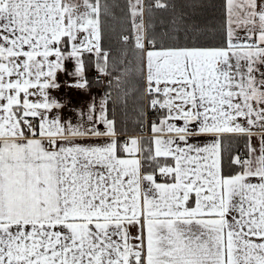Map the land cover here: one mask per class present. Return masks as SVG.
<instances>
[{
  "label": "snow or ice",
  "instance_id": "6c2138e0",
  "mask_svg": "<svg viewBox=\"0 0 264 264\" xmlns=\"http://www.w3.org/2000/svg\"><path fill=\"white\" fill-rule=\"evenodd\" d=\"M115 7L0 0V264H264V0H223L218 27L208 0H127L133 60L114 79L141 118L147 100L148 141L117 138L110 93L86 122L49 118L59 73L86 91L91 57L116 70ZM154 10L167 31H146Z\"/></svg>",
  "mask_w": 264,
  "mask_h": 264
},
{
  "label": "trees",
  "instance_id": "16d2710c",
  "mask_svg": "<svg viewBox=\"0 0 264 264\" xmlns=\"http://www.w3.org/2000/svg\"><path fill=\"white\" fill-rule=\"evenodd\" d=\"M169 3L181 4L184 0H167ZM213 8L209 9L206 13V18L211 22L217 25L221 17V8L220 5L223 3V0H208ZM101 3H108L112 5H118L114 8V17L113 16H101V32H102V48L109 52V64L110 71L111 64L113 61L116 62V70L112 72V75H120V72L124 69V64H121L122 59L125 60V63L129 60H133L132 55V41L127 45L122 43L121 36L130 35L132 33L130 18L127 10V0H101ZM154 17L150 18L146 14V31L148 30L149 24L154 25V30L157 34L165 32L168 30V22L171 19V12L164 10H154ZM163 21V24L161 23ZM127 51V56H124L123 53ZM91 64L94 65V61H91ZM90 64V65H91ZM95 66V65H94ZM90 82V86L93 85L92 75L86 76ZM143 81H137V87L141 88L142 91ZM118 101L115 107L110 103L108 110L109 115H115L116 127L118 130L126 133L127 135L139 134L141 128L144 125V116L141 118L139 112L140 105V93L137 92L134 97H128L127 102L125 103L124 98H122V88H118ZM144 103V101H143ZM244 141L241 139L239 141V151L244 153L243 147Z\"/></svg>",
  "mask_w": 264,
  "mask_h": 264
},
{
  "label": "crops",
  "instance_id": "0c3cea01",
  "mask_svg": "<svg viewBox=\"0 0 264 264\" xmlns=\"http://www.w3.org/2000/svg\"><path fill=\"white\" fill-rule=\"evenodd\" d=\"M146 2H148V0H146ZM144 22H145V29H146V14L144 17ZM132 34V33H131ZM130 34V35H131ZM87 55V54H86ZM94 61V65H95V57H91V61ZM93 64L89 65L88 70L86 71V76L88 75H93L94 71L96 72V68ZM74 67V65L72 63L68 64V68L69 70H71ZM61 86L59 89H50L49 90V95H53V99H55L57 102L63 104L64 106L60 109H53L51 113H49V118H53L57 113L59 114V117L61 119L62 122L67 120V115L70 113L71 109H74L73 105L76 103H79L78 108L79 109H83V112L85 113L84 116V120L86 121V114H87V110H88V105L90 103L93 102V99L95 100L96 106L97 108H99V104L101 99L103 98V95L101 93L97 94L94 93L92 90L87 89L85 90H77V89H70L69 92H65L64 88H65V84H75L76 83V79L73 77H70L68 75H66L65 73H59L58 74V81H57ZM77 92H79V96L76 97ZM67 93H71L73 94V98H70L69 95H67ZM32 99H36L35 97H33ZM109 104L111 103V101H108ZM101 128L103 126H100ZM118 133H121V135H119L117 138L121 141L123 140H127L129 138H137L139 140L142 141H148L152 138V134L150 131V126L148 127V131L147 133H142V130L139 134H134V135H124L122 134L123 132L118 130ZM101 139H106V138H92V142H98ZM252 143L255 147H259V143L256 137H253Z\"/></svg>",
  "mask_w": 264,
  "mask_h": 264
},
{
  "label": "rangeland",
  "instance_id": "374dc122",
  "mask_svg": "<svg viewBox=\"0 0 264 264\" xmlns=\"http://www.w3.org/2000/svg\"><path fill=\"white\" fill-rule=\"evenodd\" d=\"M113 4V3H112ZM95 73H98L97 71L95 72L94 71V73H93V75H92V77H93V85H91L88 89L89 90H92L94 93H97V94H99V93H101L102 95H103V98L106 96L105 95V93H106V91H107V88H106V86H104L102 83H99V82H97L96 80H95V78H94V74ZM113 77H116V76H118V75H116V76H114V75H112ZM57 81H58V79H57ZM114 81H115V84H116V92H115V96H116V101L115 102H113V100H111V99H108V101H111V104H112V106L113 107H115L116 106V104H117V101H118V86H117V83H116V80L114 79ZM113 81V82H114ZM64 90H65V92H69L70 91V88H68V87H65L64 88ZM73 90V89H72ZM67 95H69L70 96V98H73V94H71V93H67ZM80 94H79V92H77V94H76V97H78ZM50 98L51 99H53V95H51L50 96ZM78 105H79V103H76V104H74L73 105V107H74V109H71V111H70V113L67 115V120L66 121H71L73 124H76L77 122H79L80 120H81V117L79 116V111H83V109L85 108H82V109H79L78 108ZM109 102H108V105H107V107H109ZM84 119V118H83ZM85 121V120H84ZM86 122V121H85Z\"/></svg>",
  "mask_w": 264,
  "mask_h": 264
},
{
  "label": "built area",
  "instance_id": "2783aa9c",
  "mask_svg": "<svg viewBox=\"0 0 264 264\" xmlns=\"http://www.w3.org/2000/svg\"><path fill=\"white\" fill-rule=\"evenodd\" d=\"M128 36L131 37L132 34L128 35ZM129 42H131V40H129ZM94 75H95L94 78H95V80L97 82L102 83L104 86H106L107 91H106L105 95L110 93V98L109 99H111V100H113V102H115L116 101V99H115L116 96L114 94L116 92L115 91L116 90L115 89L116 88V84H115V81H114V77L113 76H104V75L99 74V73H95ZM110 81H111V86L109 84ZM144 105H145L144 125L141 128V130H142V133H147L148 127L150 126L151 121L156 119V117H155V115L153 113L148 111V109L146 107V105H147V100L146 99L144 100Z\"/></svg>",
  "mask_w": 264,
  "mask_h": 264
}]
</instances>
